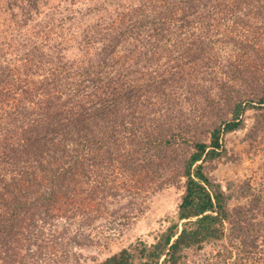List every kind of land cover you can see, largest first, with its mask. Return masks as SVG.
Wrapping results in <instances>:
<instances>
[{
    "label": "trees",
    "instance_id": "trees-1",
    "mask_svg": "<svg viewBox=\"0 0 264 264\" xmlns=\"http://www.w3.org/2000/svg\"><path fill=\"white\" fill-rule=\"evenodd\" d=\"M4 1L0 257L21 255L55 218L85 215L109 171L141 167L132 151L141 140L190 148L177 218L153 243L137 240L98 264H185L189 252L227 239L235 264L253 259L264 230L253 210L264 199L231 209L204 164L225 156L224 138L244 127L247 110L264 108V0ZM153 63L160 73L149 72ZM183 102L200 105L193 118L231 103V119L212 123L208 141L134 119L175 118Z\"/></svg>",
    "mask_w": 264,
    "mask_h": 264
},
{
    "label": "rangeland",
    "instance_id": "rangeland-1",
    "mask_svg": "<svg viewBox=\"0 0 264 264\" xmlns=\"http://www.w3.org/2000/svg\"><path fill=\"white\" fill-rule=\"evenodd\" d=\"M132 1L114 0L113 3ZM4 2L0 0V12H3ZM2 19L3 15L0 22ZM212 39L221 38L214 36ZM227 42L224 51L232 46L231 41ZM215 46L223 45L217 43ZM166 61L162 59L159 64ZM148 70L161 72L155 63ZM181 104L178 110L170 111L175 118L134 119L147 121L149 130L155 129L158 123H174L187 138L202 141H208L212 123L231 119V103L226 102L221 108L207 112L204 118H193L195 115L191 114L199 112V104ZM155 108L159 109L158 106ZM243 119L244 127L224 138L225 156L205 163L204 168L211 180L232 195L231 209L250 210L255 196L264 199V108L247 110ZM127 149L123 151L125 155L129 152ZM132 151L141 163L139 169L127 172L117 166L109 171L112 175L105 189L98 186V198L85 215L55 218L30 237L21 255L12 259L0 257V264H98L137 240L153 243L177 218L185 190V179L178 175L179 164L190 153V148L181 145L168 150L156 149L137 140ZM248 183L250 187L246 189ZM253 211L255 222L264 225V210L259 207ZM257 244V255L242 264H264V230H261ZM233 249L229 239L211 243L200 251L189 252L185 264H235L237 254ZM230 252L233 255L230 256Z\"/></svg>",
    "mask_w": 264,
    "mask_h": 264
}]
</instances>
